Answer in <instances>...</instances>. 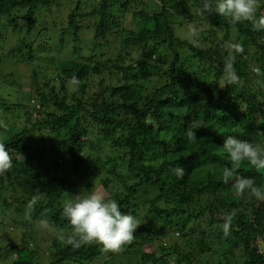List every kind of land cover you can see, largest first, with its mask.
Wrapping results in <instances>:
<instances>
[{
  "label": "trees",
  "instance_id": "obj_1",
  "mask_svg": "<svg viewBox=\"0 0 264 264\" xmlns=\"http://www.w3.org/2000/svg\"><path fill=\"white\" fill-rule=\"evenodd\" d=\"M75 1L60 29L33 35L31 18L59 0H0V39L13 43L2 48L0 65L10 58L35 64L20 82L5 78L26 100L0 84V141L12 158L0 174V214L27 230L41 224L66 232L65 241H52L48 264H264L257 252L264 251V200L234 187L236 176L264 186V175L247 162L227 183L222 175L232 167L226 136L264 144V31L204 11V0ZM190 25L200 28L191 40L180 35ZM35 52L50 56L45 65ZM229 57L236 83L228 81ZM193 122L202 126L188 140ZM75 179L82 187L72 190ZM94 190L140 221L118 251L67 243L73 229L62 202ZM28 255L12 264H42Z\"/></svg>",
  "mask_w": 264,
  "mask_h": 264
},
{
  "label": "clouds",
  "instance_id": "obj_2",
  "mask_svg": "<svg viewBox=\"0 0 264 264\" xmlns=\"http://www.w3.org/2000/svg\"><path fill=\"white\" fill-rule=\"evenodd\" d=\"M258 7V0H215L214 4L204 0L203 3L204 11L215 12L232 23L249 21L253 23L257 31H264V18H257ZM190 34L193 38L198 35L195 28L190 29ZM238 50L242 51V49ZM226 67L228 81L236 83L238 77L232 69L230 57L226 59ZM253 72L259 75L258 69L254 68ZM256 83L260 85L261 81L257 80ZM201 126L202 124L195 122L189 126L188 140L196 139L195 129ZM260 135L264 134L260 133ZM223 150L232 165L231 168L225 167L223 170L224 183H227L233 177L234 171L245 162L264 175V144L228 135L224 140ZM11 166L12 158L9 151L5 143L0 141V174L6 173ZM179 171L183 173V169ZM234 187L238 195L243 196L248 193L257 200H264V186L257 185L252 178L236 176ZM113 191L116 189L113 188ZM37 199L34 196L28 202V207H33ZM62 211L73 229L67 243L76 248L83 244L98 242L107 250L118 251L122 245L133 240L135 231L141 225L134 214L122 211L118 202L115 199L106 198L102 191L94 190L87 195H72L62 202ZM233 215L234 213L225 217L223 226L225 235L229 233ZM262 245L264 246V243Z\"/></svg>",
  "mask_w": 264,
  "mask_h": 264
},
{
  "label": "rangeland",
  "instance_id": "obj_3",
  "mask_svg": "<svg viewBox=\"0 0 264 264\" xmlns=\"http://www.w3.org/2000/svg\"><path fill=\"white\" fill-rule=\"evenodd\" d=\"M94 0H85V3L91 5L93 4ZM74 3H76L75 0H59L57 3H52L51 6L48 8V13H40L37 12L35 14V21L33 18H31V22H33L34 29L32 30V34L38 35L40 31H45V26L52 27L55 25L58 27V29L61 28V23L66 21V16L70 8L74 6ZM46 9V10H48ZM86 9V5H83V10ZM131 12L127 13L126 16V22L127 24L131 21ZM194 28L193 25H190L186 28H180V35L183 38H187L189 40L194 39L190 34V29ZM197 30V33L200 32V28H195ZM40 30V31H39ZM44 34V32H43ZM83 36V34H82ZM84 37L87 38V41L89 40V31L84 32ZM41 38V37H40ZM35 40H38L35 39ZM7 43V38L3 37L0 39V52L2 53V48L6 46L7 48H10L13 46V43ZM37 42V41H36ZM83 44V41L81 42ZM52 46V44H51ZM55 50V47H53V51ZM72 51V44L65 46L62 51V57H68L70 56ZM52 52L51 49H46L45 53L49 54ZM133 54H135V50L131 51ZM35 55L37 56V64L42 66L46 63L45 60L47 57H50L49 55H44L41 52H35ZM34 63H29L28 66L26 63L17 62L14 61L12 58L8 59L7 61H4L3 64L0 65V72L2 74L7 75L6 77L0 78V84H3L4 86L10 88V89H4L3 86L0 85V91L5 92H12V97L18 98L20 95H22L21 91L16 89V83L11 81H6L5 78L9 80H15L20 82L22 76H30L31 72L28 70V68H34ZM44 67V66H43ZM21 76L20 78H18ZM20 80V81H19ZM23 100H26V97H23ZM17 99V100H18ZM77 182L76 185L70 187L72 190L77 186L79 189L82 187V183L75 179ZM14 216L7 215L3 216L0 214V247H2V254L0 255V264H12V262L15 259H18L19 257H26L28 255V251L32 250L35 254V259H38L42 264H48L50 262V251L53 250L54 246H52V241H65V231L63 230H56L51 225H41L37 224L36 229L31 226V230H27L29 227L28 224H16L13 220ZM17 220H23L21 218ZM178 231L175 232V234ZM179 233V232H178ZM169 238L164 237L161 239V243H165ZM23 240H26L28 242V246L20 249L18 247L11 248V245H18L22 244ZM159 240L155 241L153 243H149L145 246L146 250L148 252H153L157 249V245L159 244ZM10 244V245H9ZM7 245H9L7 247ZM235 253H237V250H235ZM27 258V257H26ZM233 261H239L238 255L237 257L230 258Z\"/></svg>",
  "mask_w": 264,
  "mask_h": 264
},
{
  "label": "built area",
  "instance_id": "obj_4",
  "mask_svg": "<svg viewBox=\"0 0 264 264\" xmlns=\"http://www.w3.org/2000/svg\"><path fill=\"white\" fill-rule=\"evenodd\" d=\"M258 253H263L264 255V251L258 246Z\"/></svg>",
  "mask_w": 264,
  "mask_h": 264
}]
</instances>
